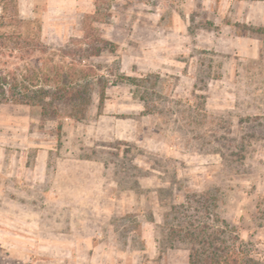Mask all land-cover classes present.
<instances>
[{"label": "rangeland", "instance_id": "1", "mask_svg": "<svg viewBox=\"0 0 264 264\" xmlns=\"http://www.w3.org/2000/svg\"><path fill=\"white\" fill-rule=\"evenodd\" d=\"M18 3L46 52L20 60L0 48V70L31 91L26 77L42 87L68 51L75 67L63 75L77 81L86 37L117 50L84 62V119L61 102L52 116L0 95V264H189L171 229L207 221L206 206L264 264L261 28L229 30L212 3L186 0Z\"/></svg>", "mask_w": 264, "mask_h": 264}, {"label": "trees", "instance_id": "2", "mask_svg": "<svg viewBox=\"0 0 264 264\" xmlns=\"http://www.w3.org/2000/svg\"><path fill=\"white\" fill-rule=\"evenodd\" d=\"M0 48L9 50V57L16 58L15 54L20 51L19 59L24 60L36 52L45 53L46 47L39 37H28L22 30L27 24L21 18L18 0L0 1ZM264 33V28L258 29ZM94 34V33H92ZM80 52L81 77L74 81L75 73L64 74V69L72 70L75 67V54L68 51L63 56L65 60L60 65V70L55 71V77L44 75L42 87H38L36 78L26 77L32 82L31 87L24 85L25 80H21L16 73L5 74L0 70V95L3 100L11 101L14 104L39 105L45 114L51 111L52 116H57L58 108L52 109L51 102H61L64 105L72 106L75 110V118L84 119L86 112L91 104L89 80L92 68L84 62L87 59L100 57L105 52H115L117 45L98 35H92L90 39L83 42V46L78 48ZM18 58V57H17ZM70 58L71 61H68ZM40 64H44L40 61ZM39 79V80H41ZM103 79L99 78L98 83ZM44 86V87H43ZM48 86V89L45 87ZM52 89V91H50ZM101 105L105 100V88L101 89ZM202 197L209 201L210 195L203 194ZM217 197H212L216 200ZM194 212H199L194 209ZM207 221H201V217L190 219L185 225L172 227L175 238L187 243L189 246V264H258L246 251L243 241L238 235H234L233 230L227 222H223L224 227L217 226V220H212L211 209L208 206L202 212ZM211 220L214 223H210ZM215 224V225H214Z\"/></svg>", "mask_w": 264, "mask_h": 264}, {"label": "crops", "instance_id": "3", "mask_svg": "<svg viewBox=\"0 0 264 264\" xmlns=\"http://www.w3.org/2000/svg\"><path fill=\"white\" fill-rule=\"evenodd\" d=\"M188 2L212 3L216 17L222 19H231V22L224 24L229 30L237 26H252L254 28H264V0H186ZM237 41L243 39L250 41L246 36H239L234 33Z\"/></svg>", "mask_w": 264, "mask_h": 264}]
</instances>
